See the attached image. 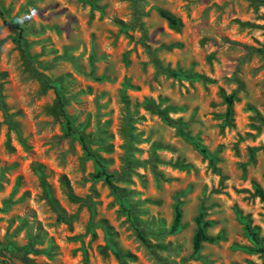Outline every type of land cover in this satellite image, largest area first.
Masks as SVG:
<instances>
[{
    "label": "rangeland",
    "instance_id": "obj_1",
    "mask_svg": "<svg viewBox=\"0 0 264 264\" xmlns=\"http://www.w3.org/2000/svg\"><path fill=\"white\" fill-rule=\"evenodd\" d=\"M0 6V264H264V0Z\"/></svg>",
    "mask_w": 264,
    "mask_h": 264
},
{
    "label": "trees",
    "instance_id": "obj_2",
    "mask_svg": "<svg viewBox=\"0 0 264 264\" xmlns=\"http://www.w3.org/2000/svg\"><path fill=\"white\" fill-rule=\"evenodd\" d=\"M0 13L3 14L4 11L0 6ZM160 14L166 18L171 24L176 25L178 23V19L175 18L171 13H169L166 10H160ZM7 24L11 25V26H15L17 28H22L20 27L18 24L14 23L13 21H9L6 20L5 21ZM173 75L176 76H181L182 74L180 72H176V71H172ZM44 81L48 84V86H52L55 88L56 90V94H57V102H58V107L60 112L63 114V116L66 118L67 121V126H68V130L73 131V121L72 118L68 116V114L65 111V100H64V96L62 94V92L58 89L57 86L55 85H51V83H49V81L43 77ZM226 101L229 104L228 107V114L232 113V105L234 103V95H230V96H226ZM146 106L152 110H154L156 113H158L159 115H161L163 117L164 120H166L168 123H173L174 121L169 117L168 115V110L167 109H161L160 106L158 104H156L154 101H147L146 102ZM0 107L5 109V104L3 102L2 99V95L0 94ZM7 119L9 120V115H6ZM80 141L82 143V146L86 152V154L90 157H92L94 159V161L97 164L98 167V171L96 173V176L98 178H103L105 180V182L112 188V190L114 191V193L117 195V197L121 200L123 206H124V210L127 211V213L131 216V213L129 212L128 208L124 205L123 200L121 198L120 195V191L119 188L117 187V185L114 182V178L115 175L113 173H111L110 171L107 170L103 159L95 152L91 149L89 143H88V138L82 134L79 135ZM198 147L203 151L206 152V149L202 146H200L198 144ZM257 195H259L261 197L262 200H264V191L258 187L256 189ZM56 211L58 212L60 218L66 219V214L58 207L56 206ZM204 213H200V215L197 217L196 221L198 223V230L197 233L195 235V240H194V246L196 249H200L202 246V243L205 241L208 242H214L216 241V238L209 235L207 233L206 228L210 225V222L208 221H204ZM181 219H182V211H181V207L179 204L176 205L175 208V216H174V220H173V224H172V230L176 231L181 224ZM138 230V234L140 236L141 239L145 240V237L142 235L140 229ZM31 246V245H30ZM30 248V247H29ZM262 251L264 252V249H262ZM116 255L121 258V255L119 252H116ZM7 264H13L9 259H6ZM125 264V263H124Z\"/></svg>",
    "mask_w": 264,
    "mask_h": 264
}]
</instances>
